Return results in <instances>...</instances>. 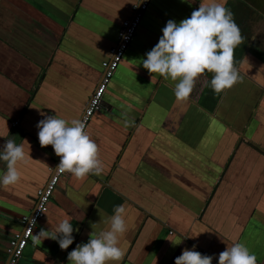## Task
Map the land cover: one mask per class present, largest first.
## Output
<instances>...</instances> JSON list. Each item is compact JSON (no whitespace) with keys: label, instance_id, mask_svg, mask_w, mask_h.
Wrapping results in <instances>:
<instances>
[{"label":"crops","instance_id":"crops-1","mask_svg":"<svg viewBox=\"0 0 264 264\" xmlns=\"http://www.w3.org/2000/svg\"><path fill=\"white\" fill-rule=\"evenodd\" d=\"M136 1L0 0V148L13 140L29 154L17 165L20 182L0 187V264L60 161L51 145L40 146L37 123L45 115L82 119ZM200 3L151 1L86 130L102 174L62 176L18 264H68L77 244L109 229L117 205L125 208V255L109 264H175L194 245L218 264L234 243L264 264V0L225 5L245 38L234 53L243 82L233 88L215 94L207 73L187 102L178 101L174 83L142 65L167 21L179 23ZM129 105L135 124L126 128L121 112ZM64 219L75 237L67 250L37 240L41 228L50 233Z\"/></svg>","mask_w":264,"mask_h":264},{"label":"clouds","instance_id":"clouds-1","mask_svg":"<svg viewBox=\"0 0 264 264\" xmlns=\"http://www.w3.org/2000/svg\"><path fill=\"white\" fill-rule=\"evenodd\" d=\"M142 0L132 3L139 7ZM189 4L193 0H182ZM227 0L200 3L198 9L192 11L190 17L179 23L169 19L162 28V36L158 43L148 51L142 60L143 68L150 76L158 74L165 81L174 83L173 92L178 101L187 102L197 81L207 73L212 74L210 87L219 95L243 82L235 62V49L244 43V37L234 19V14L225 5ZM129 105L121 112L124 127H133L134 118L130 116ZM41 115H44L41 113ZM36 127L41 147L51 145L55 154L60 157L56 170L70 173L77 180H84L90 174L99 176L104 170L99 158V147L85 130L86 125L79 119L70 122L56 115H45ZM23 144L6 140L0 148V160L6 162V171L0 175V187L5 190L14 186L22 179L18 163H26ZM108 230L97 235L90 234L86 243L77 244L68 252V264H109L119 262L125 255L119 246L120 238L128 230L123 205L114 207V214L109 217ZM34 227V222H30ZM79 231L78 229H75ZM74 228L69 219H64L55 230L48 232L41 228L37 234L58 242L61 250H67L73 244ZM197 236V235H195ZM170 240V239H169ZM173 246L182 241L170 240ZM213 255L202 254L185 248L175 258V264H212ZM218 264H257V257L243 243L227 245L218 255Z\"/></svg>","mask_w":264,"mask_h":264},{"label":"built area","instance_id":"built-area-1","mask_svg":"<svg viewBox=\"0 0 264 264\" xmlns=\"http://www.w3.org/2000/svg\"><path fill=\"white\" fill-rule=\"evenodd\" d=\"M151 1L152 0H142L139 7H133L132 15L122 22L119 32V41L117 44L111 47L110 57L102 62V67L104 70L103 78L91 96L83 113L81 121H83L86 125L85 130H87L89 122L94 116L95 112L102 106L106 90L109 87V84L126 52L134 41ZM137 2L138 0L136 3ZM64 174H66V172L60 173L55 168L49 182L44 187L39 189L37 204L34 210L29 215H26L22 218L21 222L23 229L20 232L14 234L10 239L9 246L7 248L9 256L7 264H18L19 260L24 255V251L28 246L31 236L38 222L46 215L52 195ZM30 222H34L35 226L33 227Z\"/></svg>","mask_w":264,"mask_h":264}]
</instances>
